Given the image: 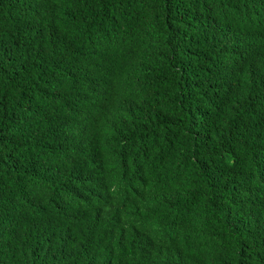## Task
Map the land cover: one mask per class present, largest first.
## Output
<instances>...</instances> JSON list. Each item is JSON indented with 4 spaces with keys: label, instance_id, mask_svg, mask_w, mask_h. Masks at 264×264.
<instances>
[{
    "label": "trees",
    "instance_id": "16d2710c",
    "mask_svg": "<svg viewBox=\"0 0 264 264\" xmlns=\"http://www.w3.org/2000/svg\"><path fill=\"white\" fill-rule=\"evenodd\" d=\"M0 264H264V0H0Z\"/></svg>",
    "mask_w": 264,
    "mask_h": 264
}]
</instances>
